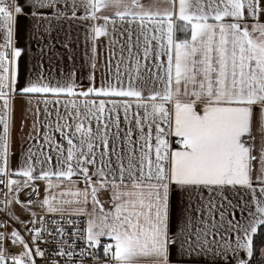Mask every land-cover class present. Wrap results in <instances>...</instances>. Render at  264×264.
I'll return each mask as SVG.
<instances>
[{"label":"snow or ice","instance_id":"1","mask_svg":"<svg viewBox=\"0 0 264 264\" xmlns=\"http://www.w3.org/2000/svg\"><path fill=\"white\" fill-rule=\"evenodd\" d=\"M0 264H264V0H0Z\"/></svg>","mask_w":264,"mask_h":264},{"label":"crops","instance_id":"2","mask_svg":"<svg viewBox=\"0 0 264 264\" xmlns=\"http://www.w3.org/2000/svg\"><path fill=\"white\" fill-rule=\"evenodd\" d=\"M100 71H101V69H98V72H97V82H99ZM85 85H86V82H85ZM18 127H19V115H17V128ZM17 140H18V132H17ZM17 150H18V142H17Z\"/></svg>","mask_w":264,"mask_h":264}]
</instances>
